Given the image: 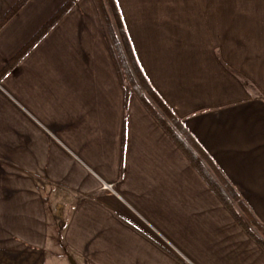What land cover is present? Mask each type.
I'll return each instance as SVG.
<instances>
[{"label":"crops","instance_id":"0c3cea01","mask_svg":"<svg viewBox=\"0 0 264 264\" xmlns=\"http://www.w3.org/2000/svg\"><path fill=\"white\" fill-rule=\"evenodd\" d=\"M65 1L1 26L0 71ZM116 2L148 81L264 224V0ZM189 262L264 250L127 93L94 0H77L0 75V264Z\"/></svg>","mask_w":264,"mask_h":264},{"label":"trees","instance_id":"16d2710c","mask_svg":"<svg viewBox=\"0 0 264 264\" xmlns=\"http://www.w3.org/2000/svg\"><path fill=\"white\" fill-rule=\"evenodd\" d=\"M27 0H18L0 19V28ZM77 0L65 3L38 29L0 71L5 74ZM106 42L127 93L133 92L148 112L200 172L244 231L264 250V224L213 158L148 81L135 57L116 0H94ZM209 167H207V166Z\"/></svg>","mask_w":264,"mask_h":264},{"label":"rangeland","instance_id":"374dc122","mask_svg":"<svg viewBox=\"0 0 264 264\" xmlns=\"http://www.w3.org/2000/svg\"><path fill=\"white\" fill-rule=\"evenodd\" d=\"M207 166V165H206ZM208 167V166H207ZM209 168V167H208ZM46 194H47V199L50 201V202H56L55 200H57L56 198V194L58 193V191L56 190H53V188H51L50 186L46 188ZM73 198V196L71 197V199Z\"/></svg>","mask_w":264,"mask_h":264},{"label":"built area","instance_id":"2783aa9c","mask_svg":"<svg viewBox=\"0 0 264 264\" xmlns=\"http://www.w3.org/2000/svg\"><path fill=\"white\" fill-rule=\"evenodd\" d=\"M105 187L111 189V185H105ZM188 264H192V263L189 262Z\"/></svg>","mask_w":264,"mask_h":264}]
</instances>
